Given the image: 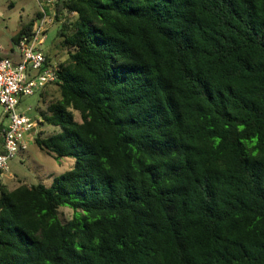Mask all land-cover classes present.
<instances>
[{
    "label": "trees",
    "instance_id": "1",
    "mask_svg": "<svg viewBox=\"0 0 264 264\" xmlns=\"http://www.w3.org/2000/svg\"><path fill=\"white\" fill-rule=\"evenodd\" d=\"M55 2L32 141L75 161L49 186L0 170V264H264V0Z\"/></svg>",
    "mask_w": 264,
    "mask_h": 264
},
{
    "label": "rangeland",
    "instance_id": "2",
    "mask_svg": "<svg viewBox=\"0 0 264 264\" xmlns=\"http://www.w3.org/2000/svg\"><path fill=\"white\" fill-rule=\"evenodd\" d=\"M56 0H0V43L3 49L1 55L7 53L10 46L15 44L12 37L18 32L19 28L35 19V24L44 19L46 40L43 49L47 51L49 46L59 44L57 38V26H55V2ZM39 13L44 14L43 18H39ZM56 62L60 63L67 57L65 50H56ZM42 90V91H41ZM41 90H37L32 95L20 97L18 105L19 112H26L31 118H39L40 110L46 111L47 104L50 100L59 97L57 85L50 83L44 85ZM41 92L43 95L42 102ZM77 119L79 115L76 114ZM0 123L8 125L9 115L0 105ZM43 136L54 133V126L46 125L41 127ZM1 142V138H0ZM75 159L66 157L61 160L55 159L52 155L42 151L34 141L30 142L29 150L23 155L20 153L16 157L9 160V172L4 176V181L8 189L19 185V180L27 183H44L49 186L53 184L54 178L69 170ZM73 211L68 207L60 208V217L66 222L72 217Z\"/></svg>",
    "mask_w": 264,
    "mask_h": 264
},
{
    "label": "built area",
    "instance_id": "3",
    "mask_svg": "<svg viewBox=\"0 0 264 264\" xmlns=\"http://www.w3.org/2000/svg\"><path fill=\"white\" fill-rule=\"evenodd\" d=\"M44 19L35 24L33 35L24 37L17 49L21 60L14 63L10 58L0 54V105L9 115V123L5 127L3 152L0 153V170L2 176L9 172V160L29 148L30 141L39 132V123L26 112H19L20 97L34 94L39 86L57 80L54 70L43 69L46 61L43 44L46 40ZM0 43V53H1ZM36 75L28 77V71Z\"/></svg>",
    "mask_w": 264,
    "mask_h": 264
},
{
    "label": "crops",
    "instance_id": "4",
    "mask_svg": "<svg viewBox=\"0 0 264 264\" xmlns=\"http://www.w3.org/2000/svg\"><path fill=\"white\" fill-rule=\"evenodd\" d=\"M1 46H2V44H1ZM2 49H3V47H2ZM1 49V50H2ZM45 49V48H44ZM7 51V53L5 54V55H2L3 57H8V58H10L14 63H18L20 60H21V54L19 53V50L17 49V45H14V46H10V48H9V50H6ZM1 54V53H0ZM36 75V73L35 72H33V71H28V77L29 78H32V77H34ZM43 87V86H42ZM41 87V88H42ZM41 88L39 89V88H37V90H41ZM42 91V90H41ZM41 99H42V102H44V99H43V95H42V92H41ZM47 103V102H46ZM43 104H45V102L43 103ZM46 105V104H45ZM43 111V110H42ZM40 113H41V110L39 111ZM40 117V116H39ZM33 119H35V120H37L38 121V118H33ZM3 124V123H2ZM4 125V124H3ZM4 126H7V125H4ZM46 125H44L43 127H45ZM55 131L57 130V131H59V129H54ZM30 142H32V140L30 141ZM29 147H30V144H29ZM0 149H2V139H1V142H0ZM28 150H29V148H28ZM24 153H26V151L25 152H22L21 154L23 155ZM4 176L5 175H3L2 176V183L6 186V184H5V181H4ZM15 187H17V186H13V188H11L10 190H12V189H14Z\"/></svg>",
    "mask_w": 264,
    "mask_h": 264
}]
</instances>
